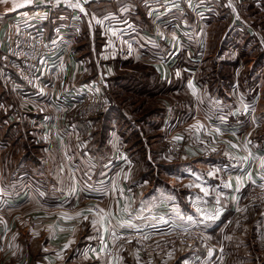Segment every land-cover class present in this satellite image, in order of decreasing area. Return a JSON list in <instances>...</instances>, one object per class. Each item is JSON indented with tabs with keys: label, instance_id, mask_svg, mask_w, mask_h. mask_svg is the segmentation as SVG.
I'll return each instance as SVG.
<instances>
[{
	"label": "crops",
	"instance_id": "crops-1",
	"mask_svg": "<svg viewBox=\"0 0 264 264\" xmlns=\"http://www.w3.org/2000/svg\"><path fill=\"white\" fill-rule=\"evenodd\" d=\"M104 1L91 2L84 16L56 9L47 36L59 37L63 51L26 90L15 82L11 19L44 0H0V264H157L141 261L133 246L112 251L115 233L160 237L188 227L222 246L214 264H264V207L246 203L264 184V77L252 75L264 74L263 64L245 63L249 87L237 80L239 61L228 64L229 87L224 76L216 90L197 78L202 27L227 1H147L126 28L108 22L109 30L97 13ZM111 1L132 13L146 0ZM108 34L110 46L117 34L128 42L117 57L96 44ZM256 47L261 60L264 43ZM98 77L108 78L110 106L84 121L70 111L71 97ZM141 125L157 127L150 144ZM173 138L182 139L177 154ZM198 256L176 248L159 264H198Z\"/></svg>",
	"mask_w": 264,
	"mask_h": 264
},
{
	"label": "built area",
	"instance_id": "built-area-1",
	"mask_svg": "<svg viewBox=\"0 0 264 264\" xmlns=\"http://www.w3.org/2000/svg\"><path fill=\"white\" fill-rule=\"evenodd\" d=\"M96 0H44L42 5L32 6L20 11L11 19L13 33L9 39L10 54L14 61V77L11 81L17 82L19 88L26 90L35 89L41 75V68L49 61L57 58L63 51V44L59 37L48 38L47 22L56 9L60 6L68 7L76 11L78 15L84 16L85 6ZM166 1V0H165ZM166 3H175L180 7L183 3L192 5L204 4L206 0H168ZM154 11L148 12L153 16ZM106 42V40H105ZM108 42L104 45L107 53L115 57L121 52L117 44ZM109 87L107 78L98 77L87 86L79 88L74 96L70 111L72 114L84 121H89L102 115L109 109V101L106 98V91ZM178 139L173 138L169 142V150L177 154L179 150ZM248 200L264 207V184L251 190ZM86 210L98 212L95 205H85ZM240 209L236 210L239 212ZM114 249L121 243L136 245L140 253L148 258L161 257L167 252L181 247L197 251L198 264H214L216 258L222 253V246L215 244L208 235L195 228L183 229L172 228L160 237H152L149 232H130L120 234L116 232Z\"/></svg>",
	"mask_w": 264,
	"mask_h": 264
},
{
	"label": "rangeland",
	"instance_id": "rangeland-1",
	"mask_svg": "<svg viewBox=\"0 0 264 264\" xmlns=\"http://www.w3.org/2000/svg\"><path fill=\"white\" fill-rule=\"evenodd\" d=\"M147 1L153 4V2L156 0H146L144 1L143 5L135 1L134 8L136 9L138 8V9L137 10L134 9L132 13L131 11L124 10V6L121 1H117V2L111 1V0L110 1L108 0L106 2L104 1V3L102 4L103 8L97 12L98 17L101 19V21H103V23H101V21H98V22L101 23L102 26H104L107 30L111 28V25H109L110 23L114 26L117 25L115 27L120 26L119 27L120 29H121V26L126 28L127 25L129 24V21L135 20L134 17H135L136 11H138L139 13L138 15L141 16V13L147 10L148 8ZM214 1L216 0H206L204 4L209 3V2L213 3ZM226 1L227 2H224V4L221 5L220 10H218V13H210L209 18L211 20L206 22L205 26L203 25L201 39L199 40L203 48L197 47L198 50H201V51L203 50V53H204V55L202 56V62H201L202 65L200 68L201 71H198L199 73L197 74L198 81L205 84L208 88L215 89V90L216 88L219 87L220 79L222 76H224V80L222 77L223 82H226V83L228 82L226 85L227 87H229L235 81V74L232 72L233 67L228 65L229 62L230 64H232L231 62L236 63L239 61L240 62L239 65L240 64L242 65L243 70L236 77H237L238 82L242 83L243 87H246V86L249 87V85H251L250 81H248L247 79L248 74H246V71H245V68H248L247 64H249V62L250 63L252 62L253 65L260 62L263 64V68H264V58L260 60V55L262 53L260 52V49L256 47V43L257 44L259 42L264 43V40H262V37L264 39V0H258L257 2L255 0H244L242 3L238 5L236 4L235 0H226ZM7 3L9 4L10 0H7ZM88 7H89V4L85 6V8H88ZM126 7H128V4L126 5ZM12 10H15V9H12ZM154 10H155L154 7H150L148 9V11L151 13ZM149 19L150 18H148V20ZM234 19L236 22H242L243 24H238L235 26V24L233 23ZM178 29H180L179 26H178ZM245 29L246 30L253 29L256 32V34L259 35L258 37L261 39L258 40L256 36L248 35L245 32ZM100 32H101V28H100ZM177 32L179 31L177 30ZM170 34L171 35L169 36L173 37L174 35V37H176L173 31ZM96 36H98V31L95 30L93 31L94 40L97 38ZM109 36L110 35L108 34L107 37H105L104 39H101L103 42L102 41L100 42V39H98L96 43L98 47L102 45L104 47V45H107L108 43L107 40ZM116 36H118V39L117 37H114L116 40L115 41L112 40V43L117 44V46H119L120 48L124 50L123 43L128 44V42L125 41L126 38L119 37L120 36L119 34H117ZM200 57H201V54H200ZM246 62L248 63L245 64ZM225 64H227V66ZM125 66L128 67L130 66V64L126 63ZM262 73L263 72L252 74L254 78L253 81L258 79L261 75H263L264 77V74ZM103 78H106V77H103ZM134 118L136 119L138 117L135 116ZM155 120L153 121V119H150L149 122L151 121V122L158 124V122H156ZM141 128L144 131V135H147L145 138L147 143L150 144L153 138L148 137V136L156 135L157 127L155 128V130H152V131H150L147 127H145V125H141ZM175 139L182 141V139H179V138H175ZM135 140H136V137H132L130 143L132 144V142H135ZM149 147L150 149H153L151 145ZM137 152L139 153V155H145V152L142 150L140 151L137 150ZM249 194L246 197L247 205L262 206V205H258V204H255L249 201L248 200ZM0 219L4 220L2 215H0ZM5 233H7L6 230H5ZM124 246H133L137 253L136 256L141 261H149L153 263L158 261L157 264H159L160 262H163L161 260L166 258V257H163V255L162 257L148 258L140 253L136 245H127L124 243H121L116 249H114V246H113L111 250L112 251L120 250ZM181 248H186V247H181ZM175 264H181V263L180 261H177Z\"/></svg>",
	"mask_w": 264,
	"mask_h": 264
}]
</instances>
